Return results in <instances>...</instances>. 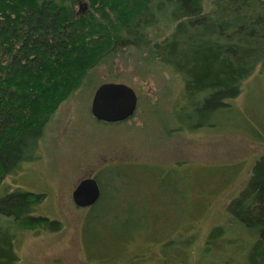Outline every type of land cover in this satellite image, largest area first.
Listing matches in <instances>:
<instances>
[{
  "label": "rangeland",
  "instance_id": "obj_1",
  "mask_svg": "<svg viewBox=\"0 0 264 264\" xmlns=\"http://www.w3.org/2000/svg\"><path fill=\"white\" fill-rule=\"evenodd\" d=\"M150 53L131 48L93 68L49 116L30 159L2 181L42 195L34 214L61 224L56 232L43 224L19 230L18 264H223L224 254L219 258L205 245L215 227H231L228 204L264 155V69L245 81L233 109L208 119L211 128H195L209 122L192 116L187 124L183 79ZM105 83L135 89L139 102L131 118L93 117L94 93ZM90 174L105 205L93 222L95 211L72 200ZM220 243L230 264H240L238 249Z\"/></svg>",
  "mask_w": 264,
  "mask_h": 264
},
{
  "label": "trees",
  "instance_id": "obj_2",
  "mask_svg": "<svg viewBox=\"0 0 264 264\" xmlns=\"http://www.w3.org/2000/svg\"><path fill=\"white\" fill-rule=\"evenodd\" d=\"M88 1V11L78 13L77 0H0V264L20 262L19 230L61 228L58 220L34 214L42 195L9 189L2 181L30 159L49 116L93 68L113 63L120 51L151 50L150 59L183 79L187 124L192 116L209 122L233 109L245 81L264 69V0ZM157 29L169 35H153ZM203 127L212 124L195 128ZM103 198L102 193L90 207L95 212L88 222L105 206ZM227 213L231 227H215L206 251L216 249L219 258L224 254L223 264H230L223 240L238 249L240 264H264V155L252 163Z\"/></svg>",
  "mask_w": 264,
  "mask_h": 264
},
{
  "label": "water",
  "instance_id": "obj_3",
  "mask_svg": "<svg viewBox=\"0 0 264 264\" xmlns=\"http://www.w3.org/2000/svg\"><path fill=\"white\" fill-rule=\"evenodd\" d=\"M78 13L88 10L87 2L77 0ZM138 107L136 91L124 84L105 83L100 85L93 96L91 113L99 121L119 123L131 118ZM102 191L92 175L81 180L72 192L73 203L78 208H90L101 199Z\"/></svg>",
  "mask_w": 264,
  "mask_h": 264
},
{
  "label": "flooded vegetation",
  "instance_id": "obj_4",
  "mask_svg": "<svg viewBox=\"0 0 264 264\" xmlns=\"http://www.w3.org/2000/svg\"><path fill=\"white\" fill-rule=\"evenodd\" d=\"M101 85H103V84H101ZM135 90V89H134ZM137 93V92H136ZM138 96V95H137ZM138 102H139V97H138ZM137 110V109H136ZM90 175H92V174H90ZM90 175H88V176H90ZM87 176V177H88ZM93 177H95V174H93L92 175ZM86 178V177H85ZM96 179H97V181H98V183H99V185H100V182H99V180H98V178L97 177H95ZM100 188H101V191H102V187L100 186Z\"/></svg>",
  "mask_w": 264,
  "mask_h": 264
}]
</instances>
